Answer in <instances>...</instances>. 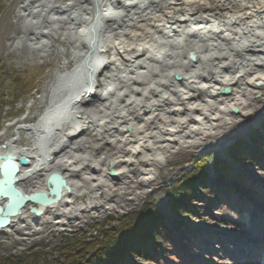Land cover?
Instances as JSON below:
<instances>
[{"label":"bare ground","instance_id":"6f19581e","mask_svg":"<svg viewBox=\"0 0 264 264\" xmlns=\"http://www.w3.org/2000/svg\"><path fill=\"white\" fill-rule=\"evenodd\" d=\"M53 1L26 0L20 7L17 17L27 34L17 46L37 51L47 46L46 34L61 31L74 67L60 74L37 122L0 144V156L15 158L13 186L22 195L45 192L50 199L48 188H61L59 179L58 187L48 184L53 173L68 190L39 216L29 213L38 205L20 204L21 213L6 227L24 232L34 222L40 231L49 215L63 228L79 212L101 207L100 196L110 199L124 181L135 192L123 196H136L168 154L183 148L202 155L208 136L241 125V117L252 115L250 97H264V0H71L47 14ZM19 129L23 145H17ZM217 157L204 164L201 159L199 174L206 189L222 195L220 185L202 173L214 161L218 165ZM237 165L231 172L247 176ZM4 188L14 193L8 184ZM86 196L87 205L76 203ZM244 255L234 253V264Z\"/></svg>","mask_w":264,"mask_h":264},{"label":"rangeland","instance_id":"374dc122","mask_svg":"<svg viewBox=\"0 0 264 264\" xmlns=\"http://www.w3.org/2000/svg\"><path fill=\"white\" fill-rule=\"evenodd\" d=\"M25 2L26 0H0V144L15 138L18 128L37 122L49 105L52 88L60 74L74 67L71 44L61 31L46 34L47 46L37 51L26 45L17 46V42L27 34L24 20L17 17L18 10ZM69 3L71 0H54L47 14L52 10L58 12L60 11L58 8ZM46 19L47 16H44L42 27L45 26ZM250 98V104L253 105L252 115L241 117V125L229 124L208 136L202 142L205 143L203 150L207 149V153L201 155V152L179 148L168 154L165 165L156 168L157 174L154 180L148 188L143 190L147 192L145 195V192L139 190L136 196L133 194L123 196L126 190L135 192V185L130 181H124L116 185L114 190L112 189L110 199L107 200L105 195L100 196L101 207L79 212L74 219L68 220L63 228H57L51 221L53 218L48 214V221L41 226L40 231H35V228H38L35 222L27 226L28 229L25 232L18 227L0 231V264H72L74 258L83 261V255L87 256L84 262L91 264V259L96 255H92L93 243L103 241L105 235L111 231H118L123 225L119 222H124V225L127 222L126 224L129 225L133 222L131 218L134 214H144L146 210L148 214H155L154 219L160 217V227L157 228L159 231L164 230L162 239H159V246L156 244L157 252H152V247L149 251L143 249L141 253H130L131 258L130 254L126 259L118 258L114 261L115 264H193V261L186 259L188 254L193 258L191 260L198 258L201 264H234L230 255H221V251L225 249L228 252H235L231 246L234 237L222 234V229L232 233L244 232L249 226H253L256 210H260V207L264 210V160L259 162L257 160L258 164L250 165L241 158L237 166L245 169V172L239 169L241 173L247 175L242 176L243 179L241 174L232 176L234 172L230 170L232 168L229 166L230 161H223L226 158L225 153L234 152L237 143L241 141L240 138H247L254 129L259 134L264 131V97L256 95ZM19 131L21 136L17 145H23L27 141L25 132L21 129ZM236 152L239 155L238 148ZM221 153L223 158L218 156L216 159L225 163L221 165L227 175L224 178L215 176V179L211 178V180L217 181L218 178L220 182L218 184L221 186L219 188L234 195L229 200L221 198L229 207L220 206L221 204L213 206L208 195L205 197L200 188L197 190L195 186L199 196L202 195L206 199L205 201L194 199L197 201L196 205L190 203V206L193 208L201 206L203 211L198 213L197 218L192 216L186 218L188 221L184 222L170 217L171 214L169 216L166 214L167 224L166 219L160 216L163 205L171 204L167 195L173 189L177 190L178 184H183V181L192 175L196 176V171L200 169L195 168L200 166L201 159L204 164L206 158L215 154L221 155ZM209 168V166L206 167V169ZM241 188H244L243 191L238 193L236 189ZM95 192L97 190L93 193ZM89 196H93L92 193ZM242 196L248 198L251 207H242V205L238 207L234 204L242 203ZM88 197L79 199L76 203L85 206ZM194 209L191 214L189 213L190 216L201 210ZM182 210L184 209L180 211ZM174 212L179 218L184 217ZM242 215L244 218L241 217ZM138 223L135 225L138 226ZM259 223L262 224L263 221ZM129 226L131 229L134 227L132 224ZM200 232L205 233V237L200 236ZM138 233L141 234V232ZM214 234L216 237L212 239L210 236ZM145 236L142 238L148 243L149 239ZM139 238L141 239L140 236ZM139 238L138 241L141 242ZM228 239L230 241H227ZM207 243L208 250H203ZM180 247H183V256L179 260L174 257ZM200 247H203L201 251H199ZM163 249L170 254V260L163 258ZM213 250L216 253H206ZM156 257L162 258L160 263H157Z\"/></svg>","mask_w":264,"mask_h":264},{"label":"trees","instance_id":"16d2710c","mask_svg":"<svg viewBox=\"0 0 264 264\" xmlns=\"http://www.w3.org/2000/svg\"><path fill=\"white\" fill-rule=\"evenodd\" d=\"M250 138L255 145L257 144L259 145V142L264 140L263 135L259 134V132L256 130L251 134ZM243 142L244 144H242V147L245 145L243 148H246L247 142L245 141ZM240 143H242V141ZM239 147L242 148L241 146ZM236 151H237V148L236 150H234V152L233 151L229 152V154L232 157H234V159H236L235 154H234ZM232 153L234 154V156L232 155ZM217 164H218L217 166L216 165L214 166L217 172L218 173L222 172L223 167L221 166V162L219 161V163ZM197 169H200V166H198ZM199 173H200V170L196 171V176L192 175L191 177H189V179H186L185 181H183V184H180V185L178 184L177 186L179 187L177 188V190L175 188L171 191V193H169V199L171 200L173 212L176 211L181 215L188 216L189 213L191 214L193 212L194 208L197 209V207L193 208L190 206V203H192L193 205L195 204L193 203V201L197 202L194 199L196 200L200 199V200L205 201L206 198H204L202 195L199 196V192H196V187H197V190L200 188L202 193L205 194V197L207 195L208 197L209 196H219V195L208 192L209 190L205 188L201 180V177H200L201 175ZM202 173H203V176L205 177V172L202 171ZM181 209H184V210L180 211ZM146 211H144L145 212L144 214H141V213L140 215L134 214L133 218H131L133 222L130 223L129 225L132 224L134 226L135 224H137V222H139L138 226L135 225L131 229L130 226L126 224L127 222L125 223V225H124V222L123 223L119 222L121 225L122 224L123 225L119 228L118 231L113 230L114 232L111 231L110 233H107L105 235L103 241L101 242L99 241L97 242V244L93 243L92 245L94 247L91 249L94 250V253L92 252L93 253L92 255L93 256L95 254L96 255L95 257H93V259H91L90 261L91 264H97L96 262H99V261H101L99 264H115L114 261H117L118 258L126 259L130 253H133V252L141 253V251H143V247H145L146 245H149V242H150V245H152L154 249H157V245L159 246L160 244L159 239L160 238L162 239L164 230L163 231L158 230L157 227L159 226L160 221L158 220V218L154 219L155 214L153 213L148 214ZM138 232H141V234L139 235ZM145 235L149 239L148 243L147 241L144 242L143 238ZM139 236L141 237V239L139 238ZM138 238L141 240V242L138 241ZM86 257H87L86 255L85 256L83 255L82 257L83 261H80V259L74 258V261L72 262V264H86L84 262L86 261ZM130 257H131V254H130Z\"/></svg>","mask_w":264,"mask_h":264},{"label":"water","instance_id":"95a60500","mask_svg":"<svg viewBox=\"0 0 264 264\" xmlns=\"http://www.w3.org/2000/svg\"><path fill=\"white\" fill-rule=\"evenodd\" d=\"M227 91L228 90L225 92ZM14 159L15 158L10 154L7 156H0V228L6 227L13 219H15V216L21 213L20 208H18L20 204L25 205L26 203H31L33 205H38L39 208L30 206L29 213L39 216L42 214L44 208L55 203L59 199V192H61L62 189L68 190L62 176L59 173H53L49 176L48 184L53 181L54 185L58 187L55 180L59 179L61 188L55 189V187H49L48 190L52 195L50 199H47V194L45 192L36 191L27 196L24 194L22 195V193L17 191V189L13 186L14 181L18 180L14 177V172L18 171V165L15 164L16 162ZM16 160H18V163H21V165H27L28 163L25 158H16ZM6 184L10 186L14 193L11 194L5 190L4 186H6ZM15 197L16 201L14 202Z\"/></svg>","mask_w":264,"mask_h":264}]
</instances>
